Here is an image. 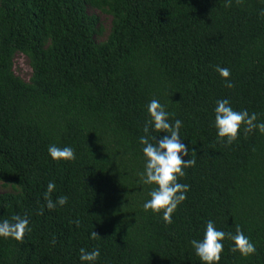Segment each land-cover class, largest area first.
Masks as SVG:
<instances>
[{"label": "trees", "instance_id": "trees-1", "mask_svg": "<svg viewBox=\"0 0 264 264\" xmlns=\"http://www.w3.org/2000/svg\"><path fill=\"white\" fill-rule=\"evenodd\" d=\"M88 5L113 17L103 42ZM262 11L264 0H0V182L18 189L0 192V220L27 214L31 226L23 242L0 238V264H80L81 247L100 249L97 264H200L190 241L209 219L256 246L241 257L226 238L219 264H264V134L242 126L227 144L213 127L222 98L264 121ZM19 52L29 82L15 73ZM151 99L182 121L194 161L171 224L142 208ZM50 144L76 159L53 161ZM50 181L51 199L68 197L54 210L44 207Z\"/></svg>", "mask_w": 264, "mask_h": 264}, {"label": "clouds", "instance_id": "clouds-1", "mask_svg": "<svg viewBox=\"0 0 264 264\" xmlns=\"http://www.w3.org/2000/svg\"><path fill=\"white\" fill-rule=\"evenodd\" d=\"M261 15H264V11ZM215 70L224 79L226 86L231 88L232 83L228 80L229 69L216 66ZM213 113V127L221 142L232 144L236 141L242 126L245 133L256 130L264 134V121L257 122V114L254 112L250 114L247 109L234 110L228 98L217 99ZM147 116L148 119L143 127L144 135L139 137V143L142 146L143 171L138 175L142 184L152 187L148 191L149 198L144 201L142 208L146 213L159 215L165 224H171L173 214L187 199L189 191V185L180 183L179 180L186 174L184 169L194 164V161L184 159L188 156V146L182 142L179 134L182 126L181 120L176 119L170 122V113L158 99H151L148 102ZM153 132H158L160 135L152 136ZM47 152L49 157L56 162L76 159L75 149L71 146L60 147L57 144H50ZM55 190V182L50 181L47 184L44 205L48 210L63 207L68 203L66 195L57 196L55 201L51 199V194ZM75 223L79 225V220ZM30 231V219L27 214L13 215L10 219L0 220V238L23 242L26 232ZM97 236L94 231L90 233L91 239H96ZM226 238L231 241L230 250L233 253H239L241 257L247 258L256 252L255 244L239 226L236 227L234 234L226 233L218 229L215 222L209 219L205 222L202 238L190 241L200 264H219L224 250L223 242ZM100 255L99 248L89 251L81 247L78 259L80 264H97Z\"/></svg>", "mask_w": 264, "mask_h": 264}, {"label": "rangeland", "instance_id": "rangeland-1", "mask_svg": "<svg viewBox=\"0 0 264 264\" xmlns=\"http://www.w3.org/2000/svg\"><path fill=\"white\" fill-rule=\"evenodd\" d=\"M88 12L99 17L102 25V32L96 36V39L98 42L105 41L111 33L113 17L109 13L98 9L93 5H88ZM14 70L16 75L21 77L25 81L29 82L31 80L33 70L30 64V60L25 54L19 52L15 55ZM0 192L17 193L18 189L13 185H4L2 182H0Z\"/></svg>", "mask_w": 264, "mask_h": 264}]
</instances>
